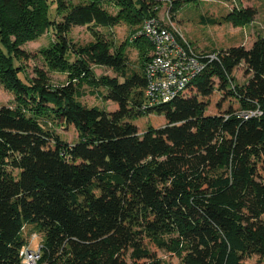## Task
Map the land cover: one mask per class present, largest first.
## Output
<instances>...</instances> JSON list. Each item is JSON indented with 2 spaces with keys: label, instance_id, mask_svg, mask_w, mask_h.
Segmentation results:
<instances>
[{
  "label": "trees",
  "instance_id": "16d2710c",
  "mask_svg": "<svg viewBox=\"0 0 264 264\" xmlns=\"http://www.w3.org/2000/svg\"><path fill=\"white\" fill-rule=\"evenodd\" d=\"M165 1L0 0V84L16 96L15 107H0V264H23L27 226L43 234L38 264H162L153 249L179 264H264V36L215 59L199 55L206 66L187 94L150 107L144 69L154 45L141 36L117 48L98 28L156 19L193 49L160 20ZM190 1L166 5L174 14ZM256 15L238 9L212 24L243 27ZM74 27L91 28L95 40L75 43ZM47 32L55 40L40 54L67 75L62 85L17 64ZM128 45L140 49L142 72L129 68ZM241 66L244 85L234 77ZM84 86L117 108L80 102ZM216 92L240 108L209 114ZM146 115L165 125L141 133L132 120ZM50 120L73 127L77 140L64 141Z\"/></svg>",
  "mask_w": 264,
  "mask_h": 264
},
{
  "label": "rangeland",
  "instance_id": "374dc122",
  "mask_svg": "<svg viewBox=\"0 0 264 264\" xmlns=\"http://www.w3.org/2000/svg\"><path fill=\"white\" fill-rule=\"evenodd\" d=\"M74 1L77 2V0ZM166 4L167 0L161 5L159 11L160 20L165 25H171L174 30L179 32L182 38L191 45L197 55H213L218 50L239 46H244L248 49L259 36H264V0H195L183 2L174 14H170ZM248 8H253L257 11L256 17L250 24L243 27H235L232 23L212 24V20H222L234 10H245ZM51 12L52 17L56 15L55 6L51 8ZM141 27L142 25L134 27L123 22L109 29L98 28V31L114 47L119 48L128 41L133 44L140 40L136 34L140 32ZM70 38L75 43L81 45L95 40L94 32L88 27H74L71 31ZM54 40L55 36L53 32H47L40 39L29 42L23 47L29 55V58L23 62H16L17 64L23 65L26 76L34 77L38 69H43L53 85H62L67 82V75L61 73L59 70L50 69L48 63L40 54V51L49 48ZM127 53L129 56V68L136 72H142L140 49L130 45ZM94 70L97 76L115 75L112 70L104 67L94 66ZM234 77L239 85H244L250 78V75L247 74L245 66H241L235 70ZM80 91V102L88 106L106 108L109 111L117 108L114 103H104L97 95L90 94V89L87 86H84ZM218 105H220L219 109L221 111H226L231 107L235 110L240 108L236 100L231 98L223 99L220 93L216 92L211 99L208 113H218ZM2 106L15 107L16 96L14 93L5 90L0 84V107ZM132 122L138 126L141 133H144L150 126L155 128L164 126L165 118L158 115H146L140 118H134ZM50 123H52L54 129L64 141L73 143L77 140L78 133L73 127L64 128L56 126V123L52 120H50ZM23 236L27 241V246L32 250H38L43 243V234L38 232L33 226H27ZM153 251H155L157 259L162 264H179L180 262L178 258L166 254L163 251L155 249ZM246 264H259V258L255 256L248 257Z\"/></svg>",
  "mask_w": 264,
  "mask_h": 264
},
{
  "label": "built area",
  "instance_id": "2783aa9c",
  "mask_svg": "<svg viewBox=\"0 0 264 264\" xmlns=\"http://www.w3.org/2000/svg\"><path fill=\"white\" fill-rule=\"evenodd\" d=\"M174 34L159 20L153 19L147 21L136 35L145 37L154 45L151 60L144 69L148 81L144 96L150 107L169 103L186 95L189 85L206 66L199 55L191 48H184ZM215 58L216 54L207 56V59ZM253 115L255 114L250 113L242 116L248 119ZM41 251L42 245L38 250L26 247L23 251V264H38L42 257Z\"/></svg>",
  "mask_w": 264,
  "mask_h": 264
}]
</instances>
